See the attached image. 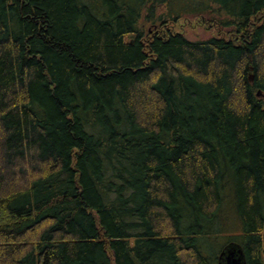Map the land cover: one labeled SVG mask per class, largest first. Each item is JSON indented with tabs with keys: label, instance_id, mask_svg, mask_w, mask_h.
<instances>
[{
	"label": "trees",
	"instance_id": "16d2710c",
	"mask_svg": "<svg viewBox=\"0 0 264 264\" xmlns=\"http://www.w3.org/2000/svg\"><path fill=\"white\" fill-rule=\"evenodd\" d=\"M228 245L264 264V0H0V264Z\"/></svg>",
	"mask_w": 264,
	"mask_h": 264
},
{
	"label": "rangeland",
	"instance_id": "374dc122",
	"mask_svg": "<svg viewBox=\"0 0 264 264\" xmlns=\"http://www.w3.org/2000/svg\"><path fill=\"white\" fill-rule=\"evenodd\" d=\"M192 28L185 26L184 32L187 34L189 38H197L204 37L210 35V32H206L202 28H197L198 26L191 24ZM212 32V31H211ZM226 206V205H225ZM238 218V217H237ZM238 220L239 228L241 232V224L239 219L235 218V214L232 208L231 202L228 200V205L226 206V210L221 214L218 223L215 224L213 234L210 238H208L205 242L212 248L211 251L215 252L219 246L226 243L228 240L234 238L238 232H236L238 228V224L236 222Z\"/></svg>",
	"mask_w": 264,
	"mask_h": 264
},
{
	"label": "water",
	"instance_id": "95a60500",
	"mask_svg": "<svg viewBox=\"0 0 264 264\" xmlns=\"http://www.w3.org/2000/svg\"><path fill=\"white\" fill-rule=\"evenodd\" d=\"M252 78V77H250ZM224 262V264H245L243 253L240 247L228 245L220 253L219 260ZM221 264V262L219 263Z\"/></svg>",
	"mask_w": 264,
	"mask_h": 264
},
{
	"label": "flooded vegetation",
	"instance_id": "af4514ba",
	"mask_svg": "<svg viewBox=\"0 0 264 264\" xmlns=\"http://www.w3.org/2000/svg\"><path fill=\"white\" fill-rule=\"evenodd\" d=\"M225 247H227V246H225ZM225 247L222 249V251L225 249ZM222 251H221V252H222ZM221 252H220V253H221ZM219 256H220V255H219ZM221 260H222V259L219 260V257H218V262H217V264H219L220 262H221V264H224V262L221 261Z\"/></svg>",
	"mask_w": 264,
	"mask_h": 264
}]
</instances>
